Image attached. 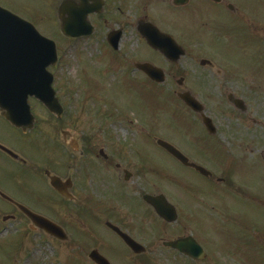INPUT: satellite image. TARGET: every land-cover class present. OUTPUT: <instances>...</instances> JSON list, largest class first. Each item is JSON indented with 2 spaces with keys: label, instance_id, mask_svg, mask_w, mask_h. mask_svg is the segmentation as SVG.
I'll return each mask as SVG.
<instances>
[{
  "label": "flooded vegetation",
  "instance_id": "flooded-vegetation-1",
  "mask_svg": "<svg viewBox=\"0 0 264 264\" xmlns=\"http://www.w3.org/2000/svg\"><path fill=\"white\" fill-rule=\"evenodd\" d=\"M20 1L0 0V7L28 21L34 19V11L25 12ZM64 1L67 2L68 12L82 5L80 0H50L57 14ZM87 4L92 6L93 12L88 14L92 27H84V35L70 38V41L92 50L95 57L91 58L108 61L106 68L112 67L114 70L111 74L108 71L106 73L109 76L115 74L118 83L124 84L126 79L125 86L133 88H140L144 84L156 86L142 70L135 67L142 62V57L154 58L155 66H163L157 63L159 59L170 67L168 70L163 66L165 84L180 79L186 81L187 76L179 74L184 71L178 68V63H170L162 53L165 43L169 41L166 38L168 36L184 49L185 57L189 55V49L202 46L205 40L217 42L220 57H229L230 62H234L233 68L220 69L222 74L227 75V80L222 78L223 82L232 80L236 84L235 89H238L241 88L237 84L241 81L238 80L247 78L251 85L245 87L247 91H230L228 87H223L225 101L220 103L221 107L217 110L207 109L204 113L210 119L207 127L202 116L191 113L196 128L203 132L211 144L202 140L196 144L203 146L202 157L185 155L210 173L206 175L181 166L211 184H206L207 188L198 185L195 191L183 189L184 192H181L187 197L178 199H171L164 193L175 208L178 216L176 221H164L147 202L146 195L161 194L153 193L151 184L145 183L143 190L130 186L133 172L146 170V166L141 170H131L135 164L131 163L129 157L136 156L138 161L134 162L142 164L140 155L106 151L103 148L98 152L89 151L83 145L80 147L82 143L73 139L68 132L64 133L65 144L72 151H78L77 154L65 156L57 162L50 159L46 168L35 167L26 159L21 161L23 170L42 179L45 193L31 197L27 204L6 193L7 198L3 201L12 211L8 214L9 220L15 221L18 216L21 217L29 229L41 231L59 248H64L66 264H96L94 256H98L97 253L110 264H155L153 259L158 258H154V252L158 250L159 242L160 250H165L169 257V264H264V223L256 217L254 220L249 219L246 212L239 213L254 202L264 213V201L257 196H250L245 176L238 175L240 170L247 168L248 160L245 157L248 148L254 152L253 164L261 169L264 167V121L258 120L257 113L249 111L247 105L249 96H264V0H89ZM188 26L210 39L191 38ZM239 31L245 33L241 40L237 39ZM251 31L254 37L250 35ZM147 36L153 43L148 44ZM224 41L227 44L222 45ZM258 42L262 45L261 49ZM4 49L5 43L0 40V63L3 67L7 63ZM236 53L240 55L237 60L232 57ZM15 59L18 61L17 56ZM205 68L210 69H202ZM10 127L28 139L25 136L30 130L22 132ZM251 128L253 135L248 137L246 131ZM261 129L263 131L260 132ZM27 145L30 146V143ZM84 145L89 147L86 142ZM205 150H208L207 153ZM24 155L28 157L25 152ZM222 158L229 161L227 167ZM13 160L20 162L18 159ZM232 163L238 168L237 172L232 170ZM113 171L117 174H113ZM48 174L61 178L62 184L66 185L61 186L59 183L61 190L55 189L50 184ZM121 174L123 181H120ZM201 191H208V196L212 198L211 210L216 228L215 237L212 238L196 221L198 217L192 210L194 204L199 205V201L206 198ZM232 202L238 207L233 208ZM18 204L62 229L59 238L36 227L29 216L20 211ZM183 209L186 210L185 215ZM255 212L259 213L257 209ZM170 213L167 208V214ZM190 225L199 226L198 234L190 229ZM97 229L104 232V238L99 237ZM158 235L165 237L159 239ZM88 241L94 244H87ZM169 241H181L180 247L166 246ZM130 242L138 245L131 247Z\"/></svg>",
  "mask_w": 264,
  "mask_h": 264
},
{
  "label": "rangeland",
  "instance_id": "rangeland-1",
  "mask_svg": "<svg viewBox=\"0 0 264 264\" xmlns=\"http://www.w3.org/2000/svg\"><path fill=\"white\" fill-rule=\"evenodd\" d=\"M20 2L25 12L34 11V20L31 19V21L34 22L36 28L56 42L59 62L49 68V71L54 75L53 88L63 106V115L58 119L50 114L40 102L29 99L28 103L32 107V114L35 115L36 121L32 131L25 136L28 139H24L22 134L19 135L8 126L0 113V143L10 147L23 159L26 158L28 163L46 168L48 162H51L49 159L57 162L64 159L65 156L78 153V151H72L69 145L65 144L63 132H68L73 139L82 143L79 144L80 147L83 145L82 147L88 148L89 151L98 152L100 148H103L106 151H125L124 154L140 155L142 164L134 162L138 161L136 156L129 157L132 159L131 163L135 164V167L131 168L132 171L136 168L141 170L146 166L145 171L133 172L134 176L129 180L132 188L137 187L139 190H143L145 183L148 185L151 183L153 193L163 192L171 199H178L186 196L183 189L188 192L195 191L196 188H199L198 185L202 188H207L206 184L210 186L211 183L198 178L195 172L184 169L167 153L159 149L155 138L165 140L174 146L177 145L181 151L193 158L202 157L203 146L202 144V147L196 146V144L201 140L202 142L207 141L208 144L209 139L196 128L194 116L189 113L188 108L182 105L179 98L176 97V93L189 90L203 104L205 111L207 109L217 110L221 107L220 103L225 101V96L222 95L223 87H228L227 90L230 91L241 89L247 91L245 87L251 85L250 80H246L247 78L238 80L242 82L237 83L241 86L238 89H235L236 84L232 80L227 83L223 82L222 78L227 80V75L222 74L220 69L233 68L234 62H230L229 57L227 59L220 57L217 52L219 46L217 42L211 43L205 40L202 46L189 49V55L183 57L178 63V68L184 71L179 74L187 76L183 88L178 87L175 81L166 83L163 85L165 88L162 89L149 87L146 84L140 88H133L129 85L125 86L126 79L123 84L117 82L115 74L109 76L114 69L106 68L108 61L91 58L90 56L95 57L92 55V50L84 47L83 44L72 43L61 35L56 8L52 6L50 0H21ZM241 25L244 27L243 23ZM194 29L188 26L191 38L195 40H201L203 37L210 39L201 31L197 33ZM244 34L239 31L237 39L241 40ZM250 35L254 37L255 34L251 31ZM258 43L261 49L262 45L260 42ZM225 44H227L226 41L222 45ZM239 56L238 53L232 55L235 60ZM204 58L211 61L215 68L203 70L199 61ZM246 58L245 56V61ZM146 60L144 57L141 58V61ZM149 60L155 61L154 58ZM156 61L166 69H170L159 59ZM129 83H131L130 80ZM154 96H158V99ZM247 103L249 111L257 113V119L264 121V96L261 94L251 95L247 99ZM246 132L249 134L248 137L253 135L252 128ZM85 142L89 147L84 145ZM28 143L30 146L27 145ZM209 143L211 144L210 141ZM23 151L29 157L31 156L30 159L23 155ZM207 151L205 150L206 153ZM216 151L219 153V150ZM245 158L248 160L247 168L244 167L243 170H240L238 175L245 176L246 180H244L250 196H257L264 201V167L261 169L260 166L253 164L255 162L254 152L249 148ZM221 160L225 167L229 165L228 160L224 158ZM203 164L208 163L203 162ZM23 167V164L0 153V190L16 196L27 204L31 197L37 194L41 195L45 193V190L42 179L34 176L31 172L28 173L26 169L23 170ZM237 169L232 163V170L237 172ZM143 172L144 175H142ZM113 174L117 173L113 171ZM120 176V181H123L122 174ZM201 192L206 198L199 201L201 204H194L195 207L192 210L198 217L196 221L200 222V226L207 232V236L212 238L216 233L214 214L211 210L212 198L208 196V191ZM232 207L237 208L238 206L232 202ZM242 209L239 213L246 212L249 219L254 220L256 217L259 222L264 223V213L260 212L255 202ZM255 209L259 213H256ZM10 212L12 211L7 202L0 198V264L67 263L66 254L63 252L64 248H59L41 231L29 229L26 221L21 217L18 216L15 221H3V218ZM44 213L48 214L45 211ZM182 213L185 215L186 210L183 209ZM159 226L160 224H158V228ZM198 228L199 226L191 227L190 225V229L196 234H198ZM97 231L99 237L104 238V232L101 229H97ZM80 232L82 233V231ZM159 235V239L162 238L163 235ZM87 244L93 245L94 242L88 241ZM160 248L161 242H159L158 250L154 252L156 255L154 258H158L153 259L154 263L169 264L166 251L160 250Z\"/></svg>",
  "mask_w": 264,
  "mask_h": 264
},
{
  "label": "water",
  "instance_id": "water-1",
  "mask_svg": "<svg viewBox=\"0 0 264 264\" xmlns=\"http://www.w3.org/2000/svg\"><path fill=\"white\" fill-rule=\"evenodd\" d=\"M85 1L83 0V3ZM90 10L91 7L88 4H84L82 8H74L68 12L67 6L62 5L60 9L62 32L69 37L81 35L83 32L79 28L88 27L86 14ZM66 13L68 15L64 16ZM0 19H2L0 21L2 38L6 41L11 39L13 42L6 47V50L9 51L8 53L5 49L3 50L5 51L3 55L7 62L6 66L3 67L0 63V108L4 112L3 116L18 128H32L35 119L30 113V106L27 104V99L29 96H34L51 113L61 117L62 107L58 103L55 92L52 90L53 76L46 70L48 66L53 65L57 61L55 42L40 35L30 23L15 17L11 13L4 11V16ZM165 50L170 60H177L180 56L169 54L170 47ZM16 53L21 54L22 59L20 61H16ZM139 67L149 77H153L155 81H163V76H159L162 73L153 66L141 64ZM178 96L195 112L203 111V107L188 92L179 94ZM157 142L175 157L181 159V154L169 143L161 140H157ZM51 179L53 187L58 188L59 179ZM157 201V198L151 199V203L156 207L158 214L165 218L164 210L159 206V202ZM20 208L29 215L37 227L40 226L47 230L48 233L50 232L56 235L55 227L51 222H47L39 216L37 217L22 206ZM104 262L106 261L102 259L101 263L106 264Z\"/></svg>",
  "mask_w": 264,
  "mask_h": 264
}]
</instances>
